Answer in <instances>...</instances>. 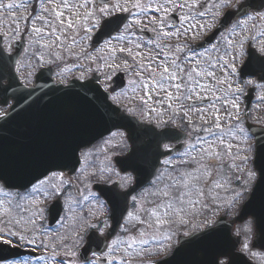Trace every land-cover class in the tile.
<instances>
[{"label": "snow or ice", "instance_id": "6c2138e0", "mask_svg": "<svg viewBox=\"0 0 264 264\" xmlns=\"http://www.w3.org/2000/svg\"><path fill=\"white\" fill-rule=\"evenodd\" d=\"M128 5L129 0H30L31 13L27 16H16L11 14L12 10H27L29 0H21L19 4L3 3V0H0V12H9L8 17H0V27L7 24V31L0 33V87H3L4 79H16L13 69L15 72H25L27 80L46 64H55L60 68L58 75L61 77L60 83H63L65 74L72 71L63 66V52L67 51L71 55L73 48L80 47L81 54H86L85 42L91 41L92 34L96 32L97 44L103 40L108 50L107 58L91 55H85V58L92 63H96L97 59L103 60V68L97 67L95 71L107 69L108 79H111L113 73H124L129 77L127 83L133 95L127 98L133 103L125 110L133 116H147L150 123L155 121L154 127L148 130L153 138L150 146L154 144L160 156L167 157L172 152L178 154L175 160L164 159L162 170L157 171L156 166L152 165L149 188L145 189L140 197H132L134 205L142 201L134 212L127 211L126 201L130 191L119 190L126 189L133 182L134 177L131 174L113 182L115 188L108 190V196L104 200L100 199L104 193H89L98 201L100 213L80 215L76 220L70 243L67 235H56L53 238V260L57 259L58 249L64 250L59 264H77L76 249L81 248V244L83 248L79 260L83 261V264H132L136 257L149 255L147 249L142 246L148 245L150 240L155 241L157 234H162L164 240L171 241L182 228L189 229L183 235L190 239L181 245V249L216 237L228 241V230L219 226L223 221L209 219L208 214L215 216L221 210L226 215L231 213L244 196L248 182L257 178V173L258 183L252 193V199H255L257 190L264 185V137L254 144L251 143L252 138L244 126L245 114L241 112L239 103L240 96L247 86L251 85L253 90L257 87L264 90V83L257 84L253 80L244 79L247 75L256 74L253 57L248 55L245 61L246 53L248 49L253 48L254 40V37L247 34L250 32L248 23L253 20L264 22V12L257 11L254 16L248 15L247 8L250 5L242 0H219L212 5L210 13L200 0H133L131 8L142 14L143 19L138 16L131 24H126L124 21L127 17L112 18L114 13L129 12ZM208 15L211 22L201 23L200 19H197ZM241 15L247 19H240ZM37 21L41 26H37ZM22 22L23 34H32L29 40L30 51L24 49L28 57L26 61L17 59L19 50L16 56L11 55V43L7 48L3 47L4 37L8 36L9 32V41L22 35ZM121 25L126 33L131 28L145 25L140 27L139 31H151L154 39L142 44L120 35L115 39H127V45L116 47L111 43V33L119 31ZM149 25L151 27H147ZM213 28L215 34L205 43H211L216 39V35L225 30L231 36L239 33V38L233 40L226 37L222 54L216 45H212L215 56L202 54L191 42L197 41ZM130 35L135 36L137 32L132 31ZM105 36L108 39H104ZM166 40H175L176 43H165ZM66 42L69 44L67 48ZM91 47L95 49L96 45ZM98 50L104 51L103 48ZM259 52L261 56L258 59L264 64V43H261ZM81 54H77L75 58L81 59ZM76 67L84 68L85 65L80 63ZM88 71L93 69L89 67ZM80 79H83V76ZM259 79L264 81V76ZM82 87L87 88L88 85ZM65 95L74 94L69 88ZM111 99L115 101L117 97L112 96ZM258 99L264 102V96ZM75 111L80 126L87 127L90 123L89 116L77 109ZM5 115L7 114L0 112V117ZM194 116L196 120L193 119ZM169 125L182 129L186 141L191 138L192 133H196L195 142L186 146L177 144L180 135L171 131ZM201 133L206 135H200ZM237 133L240 134V140L234 143L233 141L238 139ZM78 136L77 131H70L63 137L46 141L38 150L23 153L14 159V167L21 172L36 166L44 169L42 179L23 185L26 191L42 195L44 201L62 195L63 187L71 181L65 180V174L60 169L67 168L73 161L79 162ZM237 159L243 167L235 163ZM157 162H160L159 157ZM249 162L251 168L248 167ZM4 163V158L0 155V167ZM129 167L132 172L137 171L135 164H130ZM72 171L75 172L76 169L73 167ZM124 171L127 172L128 169ZM93 177L105 179L102 172L99 175L92 172L83 178L78 176L77 180L81 183L90 182ZM110 178L109 176L107 179ZM3 179V176H0V180ZM232 183L240 185V189L231 188ZM5 184L7 185V181ZM219 189L231 191V198L220 202L223 198L218 194ZM79 191L77 189L78 193ZM88 199L89 196L83 197L84 201ZM31 203L37 204L39 201L32 198ZM248 203L250 204L251 200ZM14 207L27 211L21 203ZM109 209L113 216L124 220L123 231L128 234L127 241L112 239L114 233L107 231L108 220L104 217ZM69 210L75 211L71 207ZM43 211L44 209L40 208L32 212L25 222L35 225L34 217ZM198 217L201 219H197ZM15 223L20 224L21 220H16ZM201 226L203 231L195 234L192 232ZM89 229L94 230L91 235H88ZM109 240L111 243H108ZM21 242L34 244L35 240L28 239L18 231L0 228V247L19 246ZM41 243L43 247H49L43 244V241ZM122 244L126 246L117 258L116 253ZM244 246L247 248V244ZM97 252L101 254L97 255ZM212 264H234L233 250L227 243L216 251Z\"/></svg>", "mask_w": 264, "mask_h": 264}, {"label": "flooded vegetation", "instance_id": "af4514ba", "mask_svg": "<svg viewBox=\"0 0 264 264\" xmlns=\"http://www.w3.org/2000/svg\"><path fill=\"white\" fill-rule=\"evenodd\" d=\"M9 2H14L16 4H19L21 0H3V3H9ZM123 2V0H121ZM131 2L133 0H129V12H117L113 14L114 18L116 15H125L127 17L126 24H131V22L136 19L138 16L143 19V15L139 14L136 12V10L131 8ZM144 2H147V0H144ZM219 0H200V3L205 4L206 10L210 13L212 11V5L214 3H218ZM242 2L249 4L250 6L247 8L248 15H255L257 11L259 12H264V0H242ZM187 11V10H185ZM31 13V6H30V0H29V7L27 10L23 8L19 9H14L12 10L13 15L16 16H27ZM183 13H178V15H182ZM9 16V12L5 10L4 12H0V17L6 18ZM240 19H247L246 16L241 15L239 17ZM201 23L204 22H211V17L210 15L206 16L205 18H199ZM254 25V27H253ZM37 26H41L40 22L37 21ZM140 27H145V25H140L137 26L136 28H131L129 32H124V28L120 32L117 33L116 36H113V39L117 36L123 35V34H128L130 35V32L136 31L137 35V40L140 41L141 43L147 44L149 40H153L154 36L151 31H143L140 32L139 28ZM147 27H151L150 25ZM248 28L250 29V32H247V34L251 35L254 37L253 40V48L248 49L246 56H245V61L248 58V55L250 52H255L257 55L261 56V53L259 52V47L261 43H264V22H258V21H249L248 23ZM7 31V24H5L4 27H0V33L6 32ZM21 33L22 35L15 37L13 40L9 41L8 36L11 35V33H8V36L4 37V44L3 47L7 48L8 44L11 43L12 46V52L11 55L16 56L17 50H19V56L17 59H20L22 61L27 60V55L24 51V49H29V40L32 38L31 33L23 34L24 33V24L23 22L21 23ZM215 33V28H213L212 31L207 32L203 34L197 41H192L193 47H196L197 50L205 55H208L210 52H213L212 45L218 46L224 45L225 46V38L230 37L231 39L235 40L239 38V33L236 36H231L230 33L225 30L221 34L217 36V39L213 44L207 45L203 48H200L199 45L206 40L210 35ZM97 33L94 32L92 36L96 35ZM147 35V36H146ZM134 37V36H133ZM112 39V40H113ZM165 43H176L175 40L173 41H165ZM104 43L101 44L103 46ZM100 46V47H101ZM247 47V46H246ZM65 48L66 45H65ZM99 49V48H98ZM96 50H90L91 52L97 51ZM205 49H207V52H205ZM30 51V49H29ZM74 51V50H72ZM223 53V51H222ZM7 54V53H6ZM64 56V65H67V62L70 63H76V59H66V55L63 54ZM60 72V68H57L55 64H46L43 68L37 69L35 74L33 75L32 78L30 79H25L26 73L21 71V72H15L14 69V76H17V78L27 87L33 88L36 84L37 77L39 74H41L40 78L43 80V82L50 83L52 80L56 84H63L67 85L69 82L72 80H80V81H85L93 77L96 73L101 75V79L99 80L105 89L109 90L110 87L112 86V79L114 77V74H111V79H108L109 73H101L99 71H90L87 75L83 76L80 75L79 72H75L73 75L69 76L68 73L65 74V79L63 83H60L61 77L58 75ZM264 74V73H263ZM262 74V75H263ZM126 75V74H125ZM83 76V79H80V77ZM129 77L126 75V80L128 81ZM247 79L253 80L258 83V80L256 77H248ZM12 80L9 79H4L3 81V86L4 85H9V82ZM128 85V83H127ZM2 88V87H0ZM129 88V85H128ZM252 88L251 85L247 86L245 88V91L243 93V99L245 98L246 94L248 93L249 89ZM258 89V87H257ZM119 92L114 93L112 96H117ZM36 93L32 92L30 93L29 96L34 97ZM39 95V94H37ZM21 94H16L15 97H19ZM131 97V96H130ZM6 101V103H5ZM116 102V101H114ZM133 102L130 101L128 98H126L124 101H120L119 104H121L124 109L129 107ZM25 105L28 106V108H25ZM44 105V102L41 100L35 101L34 99L26 101L24 99H15L11 97V93H0V112L6 113L8 115L9 111L11 110L12 107H15L16 112H17V128H24L27 125V129L29 127L31 129H34L35 123L40 122L42 120V117H37L35 115V110L37 107H42ZM28 110V113L25 114L23 113L24 110ZM127 112V111H126ZM128 113V112H127ZM5 115V116H7ZM131 115V114H130ZM5 116L0 117V119L4 118ZM133 116V115H131ZM134 117H137L141 124H135L136 128H139L140 130L144 131V134L142 135L144 137H141L142 145H144V150L146 151L147 145L145 144L148 139H153L152 138V133L148 130L153 128L155 125V121H152L151 123L148 121V119L145 116H140L139 114L135 115ZM169 129L175 130V132L179 133L180 139L177 141V144H184L185 146L191 142L192 136L189 140H185V133L182 131V129L177 128L173 125L168 126ZM149 133V134H148ZM116 135H121L119 137V140L117 142L114 141V136ZM108 143L112 144V146L107 145ZM165 143H172V141H165ZM100 146V148L97 151H94L93 154L91 155L90 162L86 164L85 160V153L96 146ZM149 148L154 149L155 145L151 144ZM133 146L132 142L129 139V136L125 130L123 131H115L109 136L103 138L100 140L94 147L89 148L85 150L82 154V166L86 165L89 170L85 172H81V178L83 176H87L89 173L96 172L98 175L103 174L105 179H97L96 177L91 178V181L81 183L80 180H77V177L80 176L78 175L80 171H78L75 175H70L67 172H64L65 174V180H70L71 183H67L63 189H62V195L59 197H55L53 199H49L47 201H44L42 195H36L30 193V191H26L23 187L25 184L22 183V186H18L16 188H8L3 181H0V211L2 210H7L15 213L17 217L11 218V219H3L5 216H1L0 214V228H4L5 230L7 229H12L13 231H18L21 235H24L28 239H34L35 243L34 244H28L25 242H21L19 246H14V247H9L7 245H4L0 247V264H45V260L49 257H52V248L51 245L53 244V238L56 235H67L69 237V243H70V238L76 223L77 218L80 215H87L88 213H100V207L98 201L94 198V196H90L89 193H93L96 195H100L98 192L97 185L102 184V185H110L113 188H115V185L113 182H118L120 181V177L125 176L127 174H131L134 177L133 182L128 185V187L121 188L119 189L120 191H126L128 190L131 186L135 184L136 181V175L134 172L131 170L125 172L121 166L118 163V158L120 157H126L131 152L133 151ZM149 150V149H148ZM183 151V149H181ZM155 152H157L155 150ZM98 153H103L102 156L99 155ZM177 153L170 155L166 157L167 159H175L177 157ZM136 158V159H135ZM164 158V159H166ZM131 159H135L133 162L128 161V165L130 164H135L136 168L138 167L140 171H142L140 174L141 175H150V167L151 164H149L151 161L154 164L153 159L152 160H147L145 159L142 161L141 159L137 157H133ZM163 159V160H164ZM108 161L109 167L108 169H102L104 162L103 161ZM162 160V161H163ZM137 164H139L137 166ZM164 168L163 163L161 162L160 165L157 166V171L162 170ZM79 169V170H80ZM114 170V171H113ZM114 173H119L120 175L117 176ZM111 177L110 179H107L108 177ZM152 179V178H151ZM151 181V180H150ZM37 182V181H36ZM33 182V183H36ZM150 182L145 185L144 187L140 188L137 192H135L132 196H130V199H128V208L127 211H132L134 212L137 207H139V204L142 203V201H138L137 204H133L132 197H140V195L144 192L145 189L149 188ZM30 187V185H29ZM46 187V186H45ZM73 189V197L78 203H73L72 195L68 196V192ZM77 189H79V193L77 192ZM84 196H89V199L87 201L83 200ZM24 197V200H21L20 198ZM34 198L39 203L37 204H32L31 199ZM101 200H104L102 196H100ZM17 203H21L24 208L27 209V211H20L19 209H16L14 206ZM70 207L72 209H75V211L69 210ZM44 209L42 214H39L34 217L35 219V225L26 223L27 219L31 217L32 212L37 211L38 209ZM67 217V219H64ZM59 218V219H58ZM108 220V225L109 228L107 231H111V226H112V213L109 209V211L105 214V217ZM2 219V221H1ZM16 220H21L20 224H16ZM61 220L63 223H61ZM8 221H11V223H8ZM123 224L124 220L121 223V226L118 228L116 235L112 239H120L123 241H127L128 239V234L123 231ZM94 232V230L89 229L88 230V235H91ZM39 234L38 239L36 238L35 234ZM134 234V233H133ZM160 235V234H159ZM157 237L155 241H151L148 245L142 246L143 248L147 249L149 255H145L142 257H136L134 260L138 262L139 261H144L148 258L155 257V255L159 252V244L161 243V237ZM159 238V239H158ZM43 244L49 245L48 248H45L42 246ZM108 243H111V240L108 241ZM126 245L122 244L120 246L119 251H117V254L120 252H123L124 248ZM103 247V245H101ZM83 248V244H81V248L76 249L77 251V264H83V261L79 260V255L81 254ZM61 250V251H60ZM57 259L60 260L63 258V252L64 250L62 248L57 250ZM100 252H97V255H100ZM157 256V255H156ZM8 257V258H7ZM90 257V254H89ZM91 258V257H90ZM59 264V263H57Z\"/></svg>", "mask_w": 264, "mask_h": 264}, {"label": "water", "instance_id": "95a60500", "mask_svg": "<svg viewBox=\"0 0 264 264\" xmlns=\"http://www.w3.org/2000/svg\"><path fill=\"white\" fill-rule=\"evenodd\" d=\"M116 17L123 18L121 15ZM122 26L123 25H121L120 29ZM116 32L118 31H112L111 34L113 35ZM97 35L93 40V44L96 46L103 41L100 40L97 44ZM106 38L107 36L104 37V39ZM251 56L253 57V67L256 69L255 75L259 77L264 76V64H261L260 59H258L259 56L253 52ZM115 81L117 84L112 88V91H115L124 85L122 76L117 77ZM82 85H88V87L83 88ZM17 87L18 84L15 82H13L10 86L13 98L16 100L21 98L26 101L32 99L35 101L41 100L44 102V105L40 108L37 107L35 110V115L37 117H42V120L35 123V127H38L39 129H35L34 131H30V127L27 129V125L24 128H17L18 122L16 119L17 112L15 108L6 118L0 120V155L3 156L5 161L4 165L0 167V176H3V180L7 181L8 185L22 186V183L25 184V182H27V184H29V182L33 183L42 178V173L44 171L42 167L36 166L21 172L14 167V159L23 153L38 150L46 141L63 137L70 131H77L79 133L78 143L80 147L77 150L79 162L77 163L76 161H73L67 168H61L60 170H67L74 173L72 171L73 167L77 170L80 164V151L93 145L100 138L106 136L115 129H125L128 132L129 139L133 146L131 154L122 158L120 161V165L123 167V170H131V168L127 166L128 161L133 162L136 158H131L135 156L142 161L145 159H153L154 164L152 161L149 163L151 164V172L152 165H155L157 168L160 163L157 162V157H159V161L162 157H164L160 156L158 151L155 152V148H149L152 139H148L145 143L147 147L145 148L146 151L144 150V145H142L141 141V137L144 140V137L142 136L144 131L133 126L135 124L132 118L126 115L120 107L114 106L109 101V93L104 92L102 88L94 82V80L84 83L73 81L70 85L63 87L55 86L53 83L46 84V82H43L39 78L38 85L35 89L28 90ZM69 88L74 95H65L66 90ZM6 91L7 90H4V92ZM32 92L36 93L34 97L29 96ZM77 93L79 95H75ZM16 94H21V96L15 97ZM253 98L252 93L246 97V124L257 141L264 137V127L252 124L248 120ZM73 107L89 116L90 123L87 127L80 126L77 112ZM25 108H28V106L25 105ZM23 113L27 114L28 110H24ZM29 133L31 134L30 137ZM138 165L139 164H137V166ZM140 172L141 171L137 167V171L134 172L138 176L137 184L130 190V193L135 191L140 185L144 184L148 180H144L143 177L141 178V176H139ZM257 183L258 180L249 198L243 203L240 213L236 217L235 221L227 222L226 218L221 219L223 222L219 223V226L228 230V241H225L222 237H216L214 239L199 242L187 248L181 249V245L186 240L190 239V237H181L179 245L175 248L173 254L160 261L158 264H212L216 251L223 247L226 243L233 250L234 264H256L247 255L239 250L242 243V237L234 236L232 231L235 223H242L249 218H253L256 235L253 240L252 247L254 249L264 251V185L257 190L255 199H252V193L256 189ZM104 189L105 187H100L104 196L107 197L108 194ZM249 200H251L250 204L248 203ZM245 205H247V207H245ZM113 219L114 222H120L121 218L113 216ZM177 249L181 250L177 251Z\"/></svg>", "mask_w": 264, "mask_h": 264}, {"label": "rangeland", "instance_id": "374dc122", "mask_svg": "<svg viewBox=\"0 0 264 264\" xmlns=\"http://www.w3.org/2000/svg\"><path fill=\"white\" fill-rule=\"evenodd\" d=\"M125 37H127L128 39H131L132 41H138L137 40V37L136 36H131V35H128V34H123ZM118 37V36H117ZM140 42V41H138ZM111 43L116 46V47H120V46H126L127 45V39L124 40V41H118L117 39H113L111 41ZM142 44H145L142 43ZM66 47H69V44L68 42L65 43ZM90 45H91V41H86L85 42V45L84 47L87 48V52L86 54H81V48L80 47H76V48H73L72 50V54L70 55L67 51H64L63 54L66 55V59L69 60V59H76V55L77 54H81V59L77 60L76 59V63H70V62H67V65L66 67L72 69L71 73H68L69 76L73 75L75 72H79L80 75H87L90 71H88V68L90 67L91 69L95 70L97 67H100V68H103V60L101 59H97L96 60V63H92L89 59L85 58V55H91L93 57H105L107 58V55H108V50L105 48V46H101L99 47V49H104V51H93L91 52V48H90ZM220 50H221V54H222V51L224 50L225 46L224 45H220L218 44L217 46ZM213 51V50H212ZM209 54L215 56L216 53L213 51V52H210ZM80 63H83L85 65L84 68H78L76 67V65L80 64ZM101 73H108V70L107 69H104L103 71H99ZM257 83V82H256ZM257 84H260L259 82ZM123 94V95H122ZM257 97L255 99V103H254V108L253 110L251 111V115H250V120L253 121V122H257V123H260V124H263L264 125V102L260 101L258 99V97L260 96H264V90H262L261 88L258 87V90H257ZM132 92H131V88L129 86V88L126 90V91H122V93L118 94L117 98L118 100L120 101H124L127 97H130L132 96ZM229 99L231 98L230 96L228 97ZM137 100H138V97H137ZM239 103H240V110L242 113H244V100H243V94L240 96V100H239ZM221 115H223V108L221 109ZM147 118V116H145ZM148 119V118H147ZM194 120H196V117L194 116L193 117ZM197 123H199V121H197ZM245 126V124H244ZM197 134L196 133H192V139H191V142L190 143H194L195 142V136ZM200 135H206L205 133H201ZM121 135H116L114 136V141L117 142L119 140V137ZM249 136H251L249 134ZM237 141H233L234 143H238L239 140H240V134L237 133ZM251 143H253V140L251 139ZM107 145L109 146H112V144L108 143ZM241 147H243V144L240 145ZM100 148V146H96L95 148L87 151L84 155L85 157V160H86V164L90 162V158H91V155L93 154L94 151H97L98 149ZM233 151L235 152V148L233 149ZM99 155L102 156L103 153H98ZM175 160V159H173ZM250 160H251V156H250ZM104 162V165H103V168L102 169H108L109 167V164H108V161H103ZM235 163L237 165H239L240 167H243V165L240 164V161L237 159L235 161ZM249 168L252 167L251 165V162H249V165H248ZM89 168L84 165L82 166V168L80 169V173L78 175L81 174V172H85L88 171ZM237 175H240V173H236ZM81 176V175H80ZM241 179H243V176H241ZM256 179H253L251 181L248 182V186L246 189H244V196L242 197V199L234 206L232 212L230 213L231 216L233 215H236L239 211V208L241 206V204L243 203V201L248 197L249 193H250V190L251 188L253 187V184L255 182ZM55 182V181H54ZM231 188H235L237 190L240 189V185L236 184V183H232L230 185ZM218 194L220 197L223 198L222 201L220 202H226L227 199H230L231 198V195H232V192L231 191H225L224 189H219L218 190ZM72 195V199L73 201H79V200H76L74 197H73V189H71L69 192H68V196H71ZM0 214L1 216H5L3 217V219H11V218H15L17 217V215L11 211H7L6 210H2L0 211ZM224 214V211L221 210L219 211L215 216H212L210 213L208 214L209 215V219H212L214 221L217 222L218 218L220 215ZM197 219H201V218H197ZM2 221V219H1ZM203 229V226H201L199 229H193L192 232H197L198 230H201ZM246 229H250V231H246ZM185 231H189L188 228H182L180 229L179 231L176 232V234L173 236L172 240L171 241H167V240H164L163 239V236L162 234H157V237L159 235V237H161V244H159V252L156 254L157 256H159V254H161L163 257L164 256H167L171 253V250L173 249L174 245L176 244V241H177V237L179 236V234H183ZM240 234L243 235L244 237V243L242 245V251H244L248 256H250L257 264H264V252L263 251H260V250H255V249H252L251 248V243L253 241V238H254V235H255V231H254V222L252 219L246 221L244 224L240 225L238 227V230H237ZM36 238L38 239V236L39 234H35ZM159 239V238H158ZM245 244H247V248H245ZM61 251V250H60ZM122 252H120L119 254L116 253V256L117 258L120 257ZM155 255V256H156ZM160 255V256H161ZM226 260V259H225ZM59 263V260L56 259V260H53L52 257H49L45 260V264H57ZM132 264H135V261L133 259L132 261ZM146 264H150L149 262H147Z\"/></svg>", "mask_w": 264, "mask_h": 264}]
</instances>
